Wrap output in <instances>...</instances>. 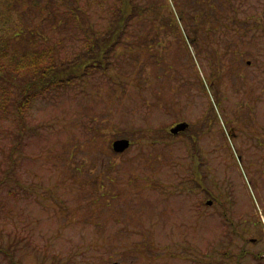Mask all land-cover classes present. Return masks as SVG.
<instances>
[{
  "label": "rangeland",
  "instance_id": "1",
  "mask_svg": "<svg viewBox=\"0 0 264 264\" xmlns=\"http://www.w3.org/2000/svg\"><path fill=\"white\" fill-rule=\"evenodd\" d=\"M131 1L149 10L97 63L100 48L77 25L103 41L119 0H0V106L9 88L17 100L10 82L31 76L10 79L16 58L95 61L83 79L35 98L22 122L0 107V249L10 254L0 264H264L243 255L264 248L249 216L263 208L264 129L247 125L250 85L238 92L228 74L237 65L232 76L261 91L264 0ZM180 121L188 130L172 136ZM123 138L130 148L115 153Z\"/></svg>",
  "mask_w": 264,
  "mask_h": 264
},
{
  "label": "trees",
  "instance_id": "2",
  "mask_svg": "<svg viewBox=\"0 0 264 264\" xmlns=\"http://www.w3.org/2000/svg\"><path fill=\"white\" fill-rule=\"evenodd\" d=\"M135 5L136 4L132 6L131 0H119V8L117 9L118 22L115 26L113 25L112 31L109 30L105 32V36L107 35L108 38L103 39V41H100V38H98V33H96L97 36L93 38L92 35H90L89 30H82L81 26L77 25V27H79L82 32L84 31L86 33V39H92L91 42L100 48V52H98L95 57V61L97 63L101 62V57H103L106 53H110L111 50L112 52L113 50H115V46L119 41L118 39H120L121 37L123 27L127 25L126 22L134 18H138V16L143 11L147 12L149 10L145 7H135ZM73 13L77 15H83L84 11H77L76 7ZM73 19L77 20L78 17H74ZM76 22L78 23V20ZM19 32L21 33L23 31L21 30ZM13 37L17 38L16 36ZM48 55L49 51H41L39 53L35 52L29 55L26 54L23 57L16 58L13 61H10V66L13 67V70L11 69V72H14V74L10 76V79L15 80V76L21 74L22 72H24V75L30 72L29 74H31V76H28V78L26 76L27 79H25L22 84L13 82H10L8 84L16 88L15 94L18 95L17 100L14 103V99H10V92L12 94L13 89L9 88L10 92L7 90L6 93L9 94L7 96V101L9 102H5V104L0 106L3 112H7L8 110L10 114V108L13 107L14 114L16 113V116L18 117L20 122H22L28 106L35 98L39 96L45 97L52 93L56 94L66 89L67 87H70L75 83L76 80L83 79L85 76H87V73L90 72L86 71V68L89 66L93 67L95 62L94 60V62H92L89 59H87V61L86 59L80 58L75 63L68 65L65 60L57 58L56 62L52 60ZM3 56L4 58L6 57L4 50H2V47L0 46V83L6 81V69L5 65L2 63ZM9 60L11 59L9 58ZM100 69H104V67ZM16 95H14V97ZM10 101H12V103H10ZM0 252L5 251L3 249H0ZM4 255L10 256V254L6 252Z\"/></svg>",
  "mask_w": 264,
  "mask_h": 264
},
{
  "label": "flooded vegetation",
  "instance_id": "3",
  "mask_svg": "<svg viewBox=\"0 0 264 264\" xmlns=\"http://www.w3.org/2000/svg\"><path fill=\"white\" fill-rule=\"evenodd\" d=\"M249 63H250V61H247V64L249 65ZM238 66L237 65H231L230 66V70L234 73L235 71H236V73H237V70H238ZM230 70L228 71V74L231 76V78H235V80L237 81V84H238V86H239V88H238V92H242V93H249L250 91L251 92H253V93H255V97H256V101H254V106H253V108H252V110H253V117H254V119L253 120H250V121H248L247 122V125H248V127H255V128H263L264 129V125H262V124H264V123H261L263 120H264V117L262 116L263 114H264V110H263V108H262V106L260 105V102L258 101L259 100V93L260 92H264V87L262 88V85H263V83H264V78L262 79L261 78V80H262V85H261V91H260V86H259V84H257L256 83V85H255V83L253 84L252 82H250L249 80L247 81V77H246V74H238V76H236V77H233L232 76V74H231V72H230ZM242 81L243 83L242 84H240L239 83V81ZM260 82V79L258 80V83ZM250 85V88H249V92H248V88H247V86H249ZM239 106L240 107H242V106H245V107H247V108H251V103L250 102H248V101H240L239 103ZM258 104L260 105V109H258ZM263 105H264V103H263ZM262 113V114H261ZM260 114V115H259ZM263 119V120H262ZM188 128H189V126H188ZM188 128H187V130H188ZM187 130H184L183 132H181L180 134H183L185 131H187ZM231 131L230 132H228L229 133V136L230 137H232V136H237V135H235V133H236V131H235V133H234V129L232 130V129H230ZM251 129L249 128V131H247V134H246V132L244 133L245 134V137L246 138H248V139H250L251 138V136H252V134H251ZM238 132V131H237ZM258 134H260L259 132H258ZM264 137V136H263ZM243 140L244 139H242L241 140V138H240V141L241 142H243ZM256 147H258V149H260V150H262V147H264L263 146V141L262 142H258L257 143V145H255ZM236 149H238V148H236ZM240 151V150H239ZM262 152H264V151H262ZM244 154H245V151H244ZM259 158H261L262 160H264V155H259L257 158H256V160L257 159H259ZM254 159V158H253ZM253 159H249V162L251 163V164H253V165H255L256 164V162L255 161H253ZM258 164H260V165H264V161H262V162H258ZM264 197H262L261 198V202H262V204H263V208H259V209H257V208H255V211L254 212H252L249 216L250 217H252L253 215L254 216H256L257 218H259V220H258V226H259V228H260V230H261V235L260 236H258V237H256V239L255 238H253L252 239V241L253 242H256V240L258 241V242H264ZM227 211H228V209H227ZM231 211H233V210H231ZM230 211V212H231ZM232 214V213H231ZM233 223V222H232ZM233 233H234V229L232 228V231H231V234L233 235ZM243 251H244V254L243 255H247V254H251L252 256H254V259H256V260H258V261H260V262H264V248L263 249H261L260 251H258V252H251V251H248L247 249H243Z\"/></svg>",
  "mask_w": 264,
  "mask_h": 264
},
{
  "label": "water",
  "instance_id": "4",
  "mask_svg": "<svg viewBox=\"0 0 264 264\" xmlns=\"http://www.w3.org/2000/svg\"><path fill=\"white\" fill-rule=\"evenodd\" d=\"M187 127V124L180 123L177 124L175 127H173L170 131L173 134H177L179 131L184 130ZM129 147V141L126 139L116 140L113 143V150L117 153L124 152ZM113 264H119L117 262H114Z\"/></svg>",
  "mask_w": 264,
  "mask_h": 264
}]
</instances>
